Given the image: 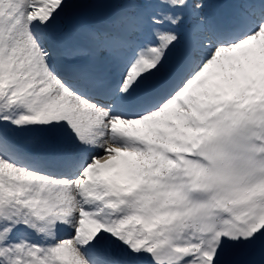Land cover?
I'll use <instances>...</instances> for the list:
<instances>
[{
	"label": "snow or ice",
	"instance_id": "snow-or-ice-1",
	"mask_svg": "<svg viewBox=\"0 0 264 264\" xmlns=\"http://www.w3.org/2000/svg\"><path fill=\"white\" fill-rule=\"evenodd\" d=\"M0 264H264V0H0Z\"/></svg>",
	"mask_w": 264,
	"mask_h": 264
}]
</instances>
